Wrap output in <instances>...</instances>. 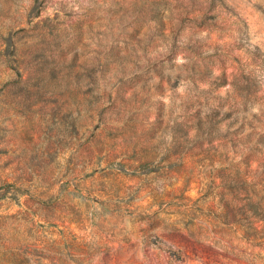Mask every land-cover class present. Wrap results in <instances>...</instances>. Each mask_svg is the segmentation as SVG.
Returning a JSON list of instances; mask_svg holds the SVG:
<instances>
[{"label": "rangeland", "instance_id": "1", "mask_svg": "<svg viewBox=\"0 0 264 264\" xmlns=\"http://www.w3.org/2000/svg\"><path fill=\"white\" fill-rule=\"evenodd\" d=\"M250 198L264 0H0V264H264Z\"/></svg>", "mask_w": 264, "mask_h": 264}, {"label": "trees", "instance_id": "2", "mask_svg": "<svg viewBox=\"0 0 264 264\" xmlns=\"http://www.w3.org/2000/svg\"><path fill=\"white\" fill-rule=\"evenodd\" d=\"M202 49V43H201V41L200 40H195V45L193 46V48H192V50H191V52H192V54H190L191 52H189V53H184L183 54V57H184V59H187V60H189V61H191L192 59L194 60V58L195 57H199L200 55H201V50ZM215 49H218V47L216 46L215 47ZM185 63V62H184ZM183 63V64H184ZM193 63H198V62H196L195 60L193 61ZM201 62H199V64H200ZM201 65H203L202 63H201ZM245 105V104H244ZM243 105V108H245V106ZM148 164V161H139L138 162V165L136 166V168L135 169H140V168H142V167H145L146 165ZM235 187V185H229L228 186V188H234ZM248 204L250 205V208H249V210H251L252 211V214H251V217H252V219H253V221L252 222H250V224L251 225H253L257 220H264V214L261 212V211H259V206H258V204L257 203H255V201L254 200H252L251 198L250 199H248ZM221 219L223 220V223L225 224V225H242V223L241 222H239L238 220H229L228 218H227V215H226V213L225 214H223L222 216H221ZM247 223H249V222H247ZM255 228L257 227V226H254Z\"/></svg>", "mask_w": 264, "mask_h": 264}]
</instances>
